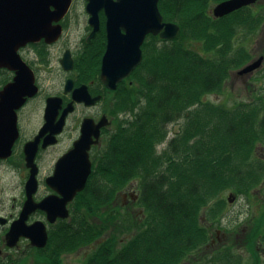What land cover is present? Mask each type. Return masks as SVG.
Wrapping results in <instances>:
<instances>
[{
	"label": "trees",
	"instance_id": "trees-1",
	"mask_svg": "<svg viewBox=\"0 0 264 264\" xmlns=\"http://www.w3.org/2000/svg\"><path fill=\"white\" fill-rule=\"evenodd\" d=\"M221 2H159L165 21L177 23L181 32L176 40L152 37L153 43L143 46L145 61L135 82L119 90L117 112L131 111V117L119 126L107 169L94 171L79 195V217L63 223L61 236L51 237L46 264H63L64 254L94 241L83 264H183L211 242L212 227L205 220L212 224L224 212L225 192L248 194L260 183L264 164L254 148L257 141L264 143V101L226 109L205 98L220 92L231 72L247 66L251 54L235 51L234 42L240 31L256 34L264 24V5L215 19L211 11ZM184 118L181 133L170 138V125ZM135 181L144 215L132 230L137 219L127 213L123 231L122 214L109 212L108 203ZM261 217L246 241L251 264H261L255 248L264 228ZM125 230L129 237L121 243L118 235ZM208 258L215 264H247L231 250L204 255Z\"/></svg>",
	"mask_w": 264,
	"mask_h": 264
},
{
	"label": "flooded vegetation",
	"instance_id": "flooded-vegetation-1",
	"mask_svg": "<svg viewBox=\"0 0 264 264\" xmlns=\"http://www.w3.org/2000/svg\"><path fill=\"white\" fill-rule=\"evenodd\" d=\"M102 2L100 0L98 4ZM88 5L87 0H72L67 13L58 21H53V27L58 29L57 34L52 33L49 39L43 37L40 41L27 43L18 51L22 65L34 76L37 92L33 97L26 96L24 104L17 110V141L8 159H0V165L6 169L0 175V264L48 262L51 255L48 249L51 237L61 236L64 231L63 223H70L79 217L78 200L82 193L75 195L66 204L68 218L58 217L52 223L48 212L38 206L48 199L55 202L61 200L63 196L58 190L71 187L68 174L75 168L73 164L65 162L69 152L81 139L84 123L87 122L92 127L88 150L92 164L89 182L94 171L107 169V156L114 140L118 138L119 126L131 117V111L126 112L128 114L123 118H120L121 112H117L118 101L121 100L119 90L122 86L133 85V76L143 63L130 77L118 83L116 89L112 84L104 82L103 59L109 42L106 10L99 12L97 25L87 10ZM54 10L55 7L52 6L51 11ZM152 37L160 38L149 34L144 45L153 43ZM143 60L145 61L144 51ZM19 71V68L0 69V74L7 73L11 76L10 80L1 85L0 90L14 81ZM110 78L108 75L107 80ZM77 97L82 100H74ZM50 99H55L59 106L57 116H47ZM95 99V103H92ZM102 122L105 125L100 127ZM29 124L35 126L31 131ZM34 142H37V149L31 160L32 154L27 157L26 148L30 149V144ZM32 147L34 150V145ZM123 192V189L118 192L108 206L119 208L122 212L127 207L126 202H118ZM228 202L231 203L229 199ZM233 203L235 202L231 204ZM27 204L32 208L31 212L21 221ZM17 223L23 224L24 228L40 223L38 229L43 226L47 230V245L43 249L38 248L24 235L16 240L14 237L8 238L12 226ZM60 228L63 231L60 232ZM220 234L221 231L217 230L215 237L211 235L210 248H215L222 238L226 240L227 233Z\"/></svg>",
	"mask_w": 264,
	"mask_h": 264
},
{
	"label": "water",
	"instance_id": "water-1",
	"mask_svg": "<svg viewBox=\"0 0 264 264\" xmlns=\"http://www.w3.org/2000/svg\"><path fill=\"white\" fill-rule=\"evenodd\" d=\"M89 5L87 10L92 14V21L99 24L98 14L101 10H106L108 47L103 59L104 82L112 84L117 88L118 83L130 77L135 69L143 63L142 46L146 41V36L151 34L159 36L163 40H176L181 27L177 23L165 21L159 8L160 0H103L102 3L96 0H87ZM257 4V0H225L215 4L212 14L215 18H225L238 10L252 7ZM72 5V0H0V69L10 70L19 68L20 71L13 82L6 84L0 90V159H8L12 153V147L18 136L17 110L21 108L26 100V96L33 97L37 92L34 86V76L28 73L21 63L18 51L27 43L40 41L43 37L51 38L52 33L57 34L58 29L53 27V21H58ZM52 6L55 7L51 11ZM40 24V25H39ZM123 31H126L123 34ZM56 38V37H55ZM264 57L249 63L248 66L239 70L238 75H248L261 68ZM110 75V80L107 76ZM74 100H82L74 98ZM92 100V103H95ZM59 106L55 99L48 101L47 116H57ZM101 123L99 126H104ZM92 127L85 122L82 128L81 139L75 144L76 147L69 152L65 164H73L75 170L70 171L68 181L71 187L67 186L58 190L63 198L57 202L51 199L43 201L38 208L48 212L50 222L56 218H68L66 204L82 193L86 188L88 179L91 176L92 164L89 159L88 150L91 143ZM35 149L33 150V146ZM37 142L30 144L26 148L27 157L32 154L31 160L36 153ZM229 201L235 202V197L230 195ZM21 215V221L31 212L30 205L27 204ZM60 209V211H59ZM36 223L31 227L24 228L17 223L12 226V231L8 238L24 235L31 239L32 245L38 248L45 247L48 243L47 230L42 226L38 229Z\"/></svg>",
	"mask_w": 264,
	"mask_h": 264
},
{
	"label": "rangeland",
	"instance_id": "rangeland-1",
	"mask_svg": "<svg viewBox=\"0 0 264 264\" xmlns=\"http://www.w3.org/2000/svg\"><path fill=\"white\" fill-rule=\"evenodd\" d=\"M264 5V0H259L255 6H252L255 11L259 9V5ZM264 23V22H263ZM240 36L237 37V40L234 42V49L243 48L251 54V59L249 62L258 60L259 57H264V24L258 29L256 34L247 35L244 32L240 31ZM196 50L202 52V46H195ZM249 62L247 64H249ZM245 64V65H247ZM260 70L250 73L248 75H238V70L231 72L229 79L226 81L224 87L218 93L210 94L205 98L207 102H212L217 106H222L226 109H231L241 103H248L252 100L260 99L264 101V61L262 63ZM11 79L10 74L4 73L0 74V87L4 83ZM126 117V114L120 113V118ZM126 121V120H125ZM186 122V119H180L179 122L171 124L169 127L170 133L169 137L178 133V131L183 130ZM29 131L33 130L35 126L32 124L28 125ZM262 134V132H261ZM260 134V135H261ZM261 142V141H260ZM257 141L256 147L254 148V156L257 159H264V143ZM167 143H161L158 148L159 153L161 154L166 149ZM6 172V169L3 165H0V175H3ZM263 176V175H262ZM137 182V183H136ZM138 181L132 182L127 188L124 189L123 196H120L118 202L123 204L126 202L127 207L119 213L122 214L123 221L122 229H126L125 221L127 213L131 214L133 218L137 219L136 222H132V230L135 227L139 226L140 217L144 215L143 207H141L137 200L139 198V186ZM137 185V186H136ZM234 196L235 203L231 204L228 202V197ZM126 196V197H125ZM223 198L226 199V205L224 212L219 214L216 217V221L212 222V225L209 221L205 220V226L212 227L213 237H215L217 230H220L222 234L227 233L226 240L222 238L221 242H218L215 248H210L211 242L207 247L197 250L193 254L186 258L183 264H195L194 261H199V264H215L209 261L210 259L204 261V255L210 256L211 253L218 254L220 251L225 252L231 250L232 253L241 254L244 258L247 259V264H251L252 259L250 258L249 249L247 248V243L249 240L250 234L253 233V229H256L257 220H261L264 216V176L261 178L260 183L252 189L248 194H237L236 191L229 190L225 192ZM128 208V209H127ZM115 208L108 207V211L112 212ZM117 208L116 210H118ZM127 209V210H126ZM264 227V224H263ZM111 230V229H110ZM253 230V231H252ZM261 236L255 243V248L258 250V255L261 258V264H264V228L261 230ZM109 234V233H108ZM220 234V235H222ZM129 237L128 231L125 230L124 235H118V241L124 242L126 238ZM96 241L92 243L91 246H84L79 250L74 251L71 254H64L63 264H83L86 256L93 249ZM257 245V246H256ZM90 247V248H89ZM222 264V263H218Z\"/></svg>",
	"mask_w": 264,
	"mask_h": 264
},
{
	"label": "bare ground",
	"instance_id": "bare-ground-1",
	"mask_svg": "<svg viewBox=\"0 0 264 264\" xmlns=\"http://www.w3.org/2000/svg\"><path fill=\"white\" fill-rule=\"evenodd\" d=\"M232 14H233V13H232ZM258 70H260V68L257 69V70H255L254 72H256V71H258ZM261 162H262V164H264V161H263V160H261ZM59 231H60V232L63 231V228H60Z\"/></svg>",
	"mask_w": 264,
	"mask_h": 264
}]
</instances>
